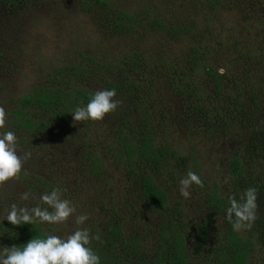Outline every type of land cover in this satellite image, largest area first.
I'll use <instances>...</instances> for the list:
<instances>
[{
  "label": "rangeland",
  "instance_id": "1",
  "mask_svg": "<svg viewBox=\"0 0 264 264\" xmlns=\"http://www.w3.org/2000/svg\"><path fill=\"white\" fill-rule=\"evenodd\" d=\"M99 89H115L117 110L73 121L87 104L81 93ZM46 90L71 103L19 106V96ZM0 106L8 117L0 133L14 131L18 153H31L0 187V216L23 192L25 207H48L40 195L59 187L76 211L41 223L44 231L66 238L87 228L99 237L91 247L100 264H177V236L179 264H222L229 197L256 187L258 219L235 232L246 264H264V0L0 1ZM16 108L35 132L8 128ZM190 170L204 187L185 199L179 181ZM144 176L165 192L162 210L144 200ZM13 245L1 240L0 253Z\"/></svg>",
  "mask_w": 264,
  "mask_h": 264
},
{
  "label": "clouds",
  "instance_id": "2",
  "mask_svg": "<svg viewBox=\"0 0 264 264\" xmlns=\"http://www.w3.org/2000/svg\"><path fill=\"white\" fill-rule=\"evenodd\" d=\"M224 75L225 69H218ZM115 89H99L95 91L86 106H77L72 112L73 121H100L105 115L117 110L122 101L115 99ZM7 112L0 106V129L5 128ZM31 158L30 152L18 153V138L14 131L0 133V187L10 180L19 178L26 161ZM180 195L188 199L193 185L204 187L200 175L188 171L179 181ZM65 191L54 187L50 192L40 195V201L48 207L37 205L33 208L18 207L13 203L4 219L12 225L31 224L33 222L62 224L75 213L71 201L62 198ZM29 193H21V199H29ZM258 189L249 187L239 197L230 196L229 205L224 210L225 220L232 224L235 231L249 230L258 219ZM49 208L52 210L50 211ZM87 214L76 217L77 224H83ZM93 236L87 228H78L66 238L55 234H47L46 238L30 239L23 249L6 247L0 253V264H100V256L91 247Z\"/></svg>",
  "mask_w": 264,
  "mask_h": 264
},
{
  "label": "trees",
  "instance_id": "3",
  "mask_svg": "<svg viewBox=\"0 0 264 264\" xmlns=\"http://www.w3.org/2000/svg\"><path fill=\"white\" fill-rule=\"evenodd\" d=\"M1 2H9L12 0H0ZM217 84V81H216ZM95 92L83 91L80 95L84 103H88ZM70 96V95H69ZM19 106L22 109H30L32 107H40L42 109L58 111L63 105H69L71 98H64L61 92L55 90H46L43 92H28L17 98ZM56 113V112H55ZM9 129L23 128L28 132H35L38 129V124L34 120L27 116L20 108H16L12 111L10 116V122L8 124ZM230 168L233 172H236L239 168V160L234 158L231 161ZM141 194L146 203L155 210H162L166 204L165 192L149 177L144 176L141 179ZM11 199L8 202L2 203L1 208L10 210V207L15 203L18 207H25V202L22 200ZM30 204V203H29ZM6 212V214H7ZM4 216H0V241H7L15 243V246L23 249L25 244L30 239L46 238V232L44 231L41 223L33 222L31 224L12 225ZM6 233L7 237L1 238V234ZM227 242L230 244L229 253L226 250L222 251V264H246L248 247L235 230H230L228 233ZM183 241L181 237L175 238V254L174 261L179 264L183 257Z\"/></svg>",
  "mask_w": 264,
  "mask_h": 264
}]
</instances>
